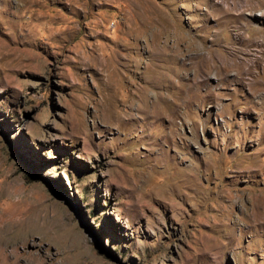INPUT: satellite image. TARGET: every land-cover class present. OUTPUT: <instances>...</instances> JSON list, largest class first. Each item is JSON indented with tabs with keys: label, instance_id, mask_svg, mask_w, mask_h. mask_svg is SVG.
Returning <instances> with one entry per match:
<instances>
[{
	"label": "rangeland",
	"instance_id": "obj_1",
	"mask_svg": "<svg viewBox=\"0 0 264 264\" xmlns=\"http://www.w3.org/2000/svg\"><path fill=\"white\" fill-rule=\"evenodd\" d=\"M245 1L0 0V264H264Z\"/></svg>",
	"mask_w": 264,
	"mask_h": 264
},
{
	"label": "bare ground",
	"instance_id": "obj_2",
	"mask_svg": "<svg viewBox=\"0 0 264 264\" xmlns=\"http://www.w3.org/2000/svg\"><path fill=\"white\" fill-rule=\"evenodd\" d=\"M255 1V0H254ZM260 1V0H259ZM264 1V0H263ZM246 1L245 0H234V2L232 3V2H229L228 4H229V6H228V8L226 9V11L227 12H229V11H236V10H238L239 11V8L240 9H245V8H249V9H251L252 11H254V10H257L258 8H262L261 7V4L260 3H258V4H251V5H247V6H245L244 4H246L245 3ZM262 2V1H261ZM243 7V8H242ZM262 10V9H261ZM240 12V11H239ZM245 12V11H244ZM230 13V12H229ZM240 14V13H239ZM259 14H264V10H262L261 12H259ZM239 36V35H238ZM242 42H244V41H242ZM263 46V45H262Z\"/></svg>",
	"mask_w": 264,
	"mask_h": 264
}]
</instances>
